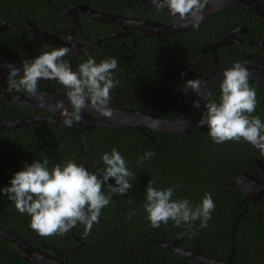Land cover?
Segmentation results:
<instances>
[{
	"label": "trees",
	"instance_id": "16d2710c",
	"mask_svg": "<svg viewBox=\"0 0 264 264\" xmlns=\"http://www.w3.org/2000/svg\"><path fill=\"white\" fill-rule=\"evenodd\" d=\"M258 1L264 10V0ZM49 3L57 7L88 4L96 11L126 17L146 15L141 0H0V57L21 63L43 50L35 40L13 26L23 27L31 22L41 30L58 35L67 26L69 28V17ZM157 13L161 21L163 15ZM239 26L248 30L241 36L246 43L223 46V55L219 53L223 64L235 60L249 63V53L253 59H259L262 56L260 42L264 39L263 19L240 8H226L214 13L199 27L173 35L160 45L146 39L147 50L141 48L129 54L127 75L149 81L158 78L161 72L166 83L173 80L177 70L179 80H189L190 72L196 79L197 69H205L210 63L209 58H200L196 53L199 62L192 67L190 46L196 45L198 52L205 44H211ZM29 41H33L34 46ZM63 59L67 60L66 57ZM100 59L104 58L101 56ZM249 85L255 88L258 101L253 115L264 120V83L249 80ZM43 86L37 85L38 88ZM219 94L218 87L209 98L218 101ZM4 103L12 108L10 103ZM147 132L148 136H145L129 128L78 129L56 123L0 130V187L8 185L12 175L25 164L45 157L49 159L50 167L74 159L95 171L103 167L101 153L113 147L120 151L135 174L131 181L133 188L126 195H113L110 204L102 209L99 222L93 224L87 235L83 226L77 223L62 235L42 236L29 227L30 217L18 212L7 196H0V227L50 253L51 248H55L66 254L75 247L66 257L67 264H124L123 259L131 264H197L160 244L161 241L180 239L182 246L201 249L212 257L227 259L232 255L233 260L264 264V198L257 204V211L251 202L243 201L242 192L235 191V180L244 172L264 178V172L260 174L254 163V160L264 161V154L243 140L213 143L207 135V126L197 125L187 134ZM145 150L152 151L154 156L137 166L136 161ZM148 180H155V187L178 185L173 198H188L194 204L200 202L205 192L210 193L215 208L207 226L200 227L199 220L191 226H175L169 221L167 225L152 228L143 210ZM133 211L135 214L130 215ZM231 240L235 242L232 254ZM123 246H128L127 252ZM21 255L17 246L0 237V264H37L22 259Z\"/></svg>",
	"mask_w": 264,
	"mask_h": 264
},
{
	"label": "clouds",
	"instance_id": "9594fccd",
	"mask_svg": "<svg viewBox=\"0 0 264 264\" xmlns=\"http://www.w3.org/2000/svg\"><path fill=\"white\" fill-rule=\"evenodd\" d=\"M157 9L167 8L180 18L190 16L199 21L203 0H151ZM70 51L66 46H47L33 58L21 62V67L5 63L7 81L12 89H22L41 101L43 93L38 90L40 80H55L66 89L69 111L63 101H58L62 124L71 128L81 119L83 110L91 108L101 117L109 118L110 92L119 85L115 70L119 61L115 56L100 59L88 56L74 71L63 59ZM183 76V73L181 74ZM219 85V99L207 98L201 90V80L189 79L179 89L185 95L189 91L200 99L192 106L200 108L206 100L204 111L197 122L207 126V135L213 143L246 141L264 154V120L253 115L257 107L256 90L249 85V73L244 63L235 60L223 72ZM154 153L145 150L138 157L137 166L150 160ZM103 167L90 171L83 163L68 159L49 166V159H34L15 172L8 185L0 187V196H7L16 210L30 217L29 227L42 236L64 234L77 223L87 235L93 224L99 222L101 211L112 201L113 195H126L133 188L135 174L128 167L120 151L113 147L100 155ZM112 183H109V181ZM155 180H148L144 190L143 210L152 228H159L169 221L175 226H191L199 220L206 227L215 208L210 193L205 192L199 203L188 198H173L178 185L155 187ZM131 202V201H129ZM135 211L130 215H134Z\"/></svg>",
	"mask_w": 264,
	"mask_h": 264
},
{
	"label": "water",
	"instance_id": "95a60500",
	"mask_svg": "<svg viewBox=\"0 0 264 264\" xmlns=\"http://www.w3.org/2000/svg\"><path fill=\"white\" fill-rule=\"evenodd\" d=\"M203 8L200 11V16L202 19L199 21L195 20L190 16H185L180 18L178 15L174 16L169 13L167 8H162L161 10L164 13H167L169 17H171V21L168 24H161L158 22L151 21H140L136 19H124L119 15H113L109 13L97 12L89 9L88 6H71V7H55L58 11H61L68 16L71 17V25L73 28L77 25V14L78 12H82L83 14L89 15L91 18L103 21V22H114L120 23L122 20H126L128 23L126 25L128 27L134 29H140L141 35L146 37H155L158 43H161L167 38L184 32L191 28L199 27L203 21L208 19L214 13L226 9V8H240L245 11L255 13L260 16L264 21V10L262 8L261 3L258 0H203ZM51 4V3H50ZM142 4L144 6L150 5L155 6L151 0H142ZM18 29L26 34H30L35 38H39L45 41L47 44H50L54 47L66 46L70 49L68 53H70L71 57L69 59V65L72 70L77 69V65L75 64L76 57L83 51L86 50L85 47L73 43L70 41H62L56 35H50L44 31H41L37 26L29 24L28 27H18ZM248 32V30L244 26L237 27L234 31L224 36L221 40L214 42L210 45H207L204 49L210 51L212 54V64L213 68L206 74V76L201 80V90L202 92L207 93V98L211 96V94L217 89L223 79V72L232 66V63L220 64L218 62L217 56L215 54L216 50L219 46L229 45L232 42L243 43V41L239 38H236V33H244ZM260 47L264 54V39L260 42ZM5 63L14 65L17 68H20V64H15L11 62H4L0 59V85L3 86L5 90V97L16 104L21 106H26L35 110H45L47 112L52 113V116H44V117H33L30 119H26V123H56L62 124L63 117L60 112L56 110V104L58 101H63L65 107L70 111L71 106L68 104L66 98V89L62 92H50L45 93L41 101L37 100L35 97L28 100L24 98L21 93L15 89H12L8 85L7 81V72L8 69L3 67ZM245 67L249 73V80L259 81L264 83V66H256L253 64L244 63ZM42 83H51L57 82L55 80H40ZM200 99L196 93L189 91L186 97L180 101L178 112L180 116L176 119H169L159 115H155L153 113L138 110V109H112V115L109 118L101 117L98 113H96L91 108L85 109L89 110L87 114L84 115L85 110L82 111L81 115H83L84 122H74L73 128L78 129H91L95 127H107L111 129H135L139 132H142L145 136H148L147 130L155 131L157 134L165 135V134H187L192 129L197 126V122L201 118V114L204 111V104L206 100L200 101V108H194L192 106L193 100ZM89 112H94L97 115L93 116ZM24 121L18 122H4L0 121L1 127H14L19 125ZM259 162V161H257ZM261 163V162H260ZM236 190L242 191L244 193L245 198L253 200L254 203L261 199V196L264 194V182H260L259 179L252 176L251 174L244 172L236 179ZM0 237L9 241L18 247V249L22 252L21 258L26 261H34L37 264H67L65 257H59V255H52L42 249L35 247L34 245L28 243L25 239L20 236L6 230L3 227H0ZM162 245L169 251L186 257L189 260H193L200 264H231L229 261L221 262L218 260H214L210 257H206L199 252L176 248L175 243L167 244L165 241L162 242ZM45 246V245H44Z\"/></svg>",
	"mask_w": 264,
	"mask_h": 264
},
{
	"label": "flooded vegetation",
	"instance_id": "af4514ba",
	"mask_svg": "<svg viewBox=\"0 0 264 264\" xmlns=\"http://www.w3.org/2000/svg\"><path fill=\"white\" fill-rule=\"evenodd\" d=\"M49 5L54 8L53 4L49 3ZM71 6H88L89 9L94 10V8L90 7L88 4L78 3V4H73ZM71 6H62V8L71 7ZM55 7H57V6H55ZM141 7H142L143 11L146 13V15H143V17H126V16H121V15H119V16H121L124 19H136V20H140V21L145 20V21H151V22H158V23H161L164 25L168 24L171 21V17H169L168 14L164 13L161 9H157L156 6H150V5L144 6L142 4V0H141ZM94 11H96V10H94ZM157 11H159L163 15V19L164 18L167 19L166 22H163L162 21L163 19L161 21L158 19L159 16H158ZM97 12H99V11H97ZM102 13H104V12H102ZM113 15H118V14H113ZM68 17L70 19L69 28L67 26L66 30L61 35H58V34L52 33V32H48L45 30H41L39 27H37V28H39L41 31H44L50 35H56L62 41H70L71 40L73 43H76L78 45H81L82 47H85L86 50H83L75 59V64L77 66L79 65V64H77V61L82 62V61L86 60L88 58V56L95 57L97 62L99 61L101 56L104 59L109 57V56H115L118 59L119 66L115 70V75H116V78L119 80V85L116 86L114 89H112L110 92V96H111V100H110V104H109L110 108L138 109V110L147 111V112L153 113L155 115H159V116L169 118V119H172L171 117L174 118V117L180 116V113L178 112V109L180 107L179 103L181 100H183L186 97V95L183 91L179 90L181 88V86L184 84L185 80L184 79L179 80L177 70L174 72L175 75H174L173 80H168L166 83H164L163 75L161 74V72H159L158 78L151 79L149 81L144 80V78L138 79L137 76L132 77L130 75L129 76L127 75L128 74V67L130 65V62L128 61L129 54H132L135 50H139L141 48H142V50L143 49L147 50L148 41L146 42V39H151L160 45V44L166 42L170 37L167 38V40H165L161 43H158L156 41L155 37L142 36L140 29H134V28L128 27L126 25V23H128L126 20H122V22H120V23H114V22H109V21L103 22V21L93 19L89 15L83 14L82 12H78V14H77V18H78L77 25L75 26V28H73L71 25V17L70 16H68ZM29 24L36 26L35 24L28 22V24L26 26H23V27L26 28V27H28ZM6 25L7 26H13V25L7 24V23H6ZM13 27L18 29L19 26H13ZM234 30L235 29H233L232 31H234ZM20 32H22V31H20ZM22 33L26 34L25 32H22ZM245 33H248V32L235 34L236 38H239L243 41L242 44L246 43L241 38V36H243ZM26 35L29 38H31L32 40H35L38 43L39 47H41V49H44V46H47V50L54 47V46H51L50 44H47L45 41H43L39 38L33 37L30 34H26ZM223 37L224 36L222 34L221 38L214 41V42L221 40ZM214 42H212V43H214ZM251 43L252 42L250 41L249 44H251ZM29 44L31 46H34L33 41H29ZM233 44H241V43L232 42L229 45H223L222 44L216 50L215 54H216L218 62L220 64L223 65V58H222V56H219V53H221L223 55V46L228 47V46L233 45ZM207 45H210V44H205L201 49L200 48L198 49V52H196V49H197L196 45L192 44V46H190L189 56H190V63L192 65V67H194L199 62V60L196 61V53H198L200 55V58L201 57H203L205 59L209 58L210 66H206L205 69H201V68L197 69L198 70V74H197L198 77L196 79H199V80H202L206 76V74L213 68L212 54L210 53V51L204 49ZM261 52H262V49H261ZM65 57L67 58L66 61L69 63V59L71 57L70 53H67L65 55ZM0 59H2L4 62H11V63L21 65V63L19 61H16V60H11L9 58L4 59L2 57H0ZM247 59L249 62L248 64H253L256 66H264V54H263V52H262V56L259 59H253V56L251 53H249ZM156 65H158V64H156ZM187 70H189V69H187ZM190 73L191 74H190L189 79H193L192 78L193 72H190ZM39 83L44 85L42 88H38V90L40 92H42L43 94L50 93V92H62L65 90L64 86L59 84L58 82H51V83L39 82ZM15 90L19 91L21 93V95L28 100L33 98V96L27 94L22 89H15ZM4 95H5V90H4L3 86L0 85V121H4V122H8V123L18 122V121H24V122L20 123L17 126H14V127H10V126L1 127L0 130H2V129H7V130H10V129H26L28 127L33 126L34 124L43 123V122L39 121L36 123L27 124L25 121L26 119H30L33 117L52 116V113L47 112L45 110H35V109L29 108L26 106H21L19 104L13 103V102L9 101ZM4 101L10 103L12 108H10V106L7 105V103H4ZM88 111L89 110H85L84 115L87 114ZM89 113L92 114L93 116L97 115L94 112H89ZM77 122H79V123L84 122L83 115H81V119ZM43 124H46V123H43ZM257 161H259V162H257ZM254 163H255L256 167H258V171L260 172V174H262L264 172V161L254 160ZM249 174H251L252 176L259 179L260 182H264V178H262L261 176H258L257 174H254V173H249ZM236 187H237V184H236V180H235V191H237ZM237 192H242V191H237ZM262 198H264V194L261 196V199L259 201H257L256 203H254L253 200H251V199L245 198V196H243L242 199H243V201L251 202L253 204V206L256 208V210L258 211L257 204L259 202H261ZM233 232H234V226L232 227V233ZM232 235L233 234H231V237H232ZM75 239L78 241V238H75ZM162 242L163 241L160 242L161 245H162ZM165 242L167 244L175 243L176 248L178 247L181 249H188V250L196 251V252H199L200 254H202L206 257H210L214 260H218L221 262L229 261L231 264H249V263H246L245 261H240L239 259L233 260L232 255H230L227 259L223 258L222 256L221 257H212L209 254H207L206 252H203L201 249L184 247L181 245V243H182L181 239L180 240H173L171 242H167V241H165ZM231 245L233 246L231 249V254H232L235 251L234 240H231ZM44 248H47V246H45ZM123 249H124V251L127 252L128 246H123ZM42 250H44V249H42ZM74 250H75V247H73L71 251H74ZM44 251L50 253L47 250H44ZM71 251H67L66 254H64L62 251H57L55 248H51L52 253H50V254L59 255V257H65L66 258L68 255H70ZM190 261L193 262V260H190ZM123 263L124 264H131L130 262L126 261V259H123ZM194 263L200 264V263L195 262V261H194ZM254 264H257V263H254Z\"/></svg>",
	"mask_w": 264,
	"mask_h": 264
}]
</instances>
